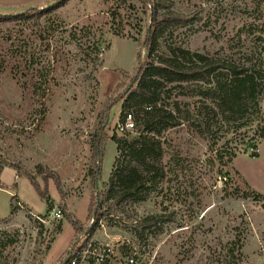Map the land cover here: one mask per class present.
Listing matches in <instances>:
<instances>
[{
    "label": "rangeland",
    "instance_id": "374dc122",
    "mask_svg": "<svg viewBox=\"0 0 264 264\" xmlns=\"http://www.w3.org/2000/svg\"><path fill=\"white\" fill-rule=\"evenodd\" d=\"M58 1L0 0V14ZM147 9L143 0H67L40 23L0 22V264H61L82 231L117 245V264L128 255L138 264H264V199L255 198L264 196V139L253 148L257 122L226 149L239 153L232 163L239 174L231 171L226 185L224 165L212 162L215 142L225 153V127L205 132L195 97L179 98L190 119L163 131L160 171L143 198L111 214L100 206L118 154L111 135L146 57ZM162 9L197 18L164 30L160 52L177 43L248 65L264 61V0H164ZM41 67H51L54 78L44 120L33 85ZM235 187L240 196H228ZM54 209L62 217L51 219ZM152 215L153 227H136ZM135 228L145 229L142 238Z\"/></svg>",
    "mask_w": 264,
    "mask_h": 264
},
{
    "label": "trees",
    "instance_id": "16d2710c",
    "mask_svg": "<svg viewBox=\"0 0 264 264\" xmlns=\"http://www.w3.org/2000/svg\"><path fill=\"white\" fill-rule=\"evenodd\" d=\"M66 2L67 0H59L54 5L19 14H0V22L33 19L40 23L43 16L60 8ZM143 3L148 8L147 11L153 13L152 18L149 15L151 29L147 30L144 40L147 52L145 60L138 69L140 75L135 87L125 93L120 121L124 122L127 114L132 113L135 127L127 132H114L111 135L117 144L118 154L100 205H107L108 214H111L118 204L134 203L137 197L143 198L142 193L149 184L151 176H158L159 163L165 153L163 131L190 119V109L183 111V101L179 99L182 96L197 98L196 110L198 115L202 116L200 124L205 132L214 134V128L218 124L225 127L227 136L225 138H228L225 142V153L223 148L217 149L218 143L215 142L212 149L216 157L214 156L212 162L216 163L218 159L224 165L223 177L226 185L233 180L231 171L239 174L232 167L234 159L239 154L238 149L233 147L226 150L228 145L237 141L238 133L252 125L254 121L257 122V130L252 137L256 138L253 148H258V142L264 139L262 63L264 61L260 60V63L248 65L229 57L223 58L192 51L177 43L166 45L167 52H160V34L172 26L193 22L197 18L196 14L186 15L175 10L162 11L164 0H143ZM255 14L257 19L262 18L263 12L260 6L255 9ZM136 40L140 42L139 37H136ZM33 63L31 59L30 64ZM51 71V67L49 69L41 67L37 69V76H33L36 79L33 85L41 92L38 93V97L41 99L40 103L44 111L42 120L45 118L47 93L54 82V78L50 77ZM119 87L121 85H118L117 89ZM244 153L247 151L244 150ZM251 156L256 157L258 153L252 152ZM34 185L43 197L39 187ZM227 195L240 196L239 187L227 191ZM16 197V195L12 196L11 215L17 211V207L13 204ZM255 198L264 199V196L255 194ZM98 218L96 216L94 220L97 221ZM71 222L76 224L73 219ZM135 222L136 227L142 225L143 228H151L156 224L157 216H146ZM135 230L142 238L145 229L138 231V228H135ZM88 235L92 236L89 232Z\"/></svg>",
    "mask_w": 264,
    "mask_h": 264
},
{
    "label": "built area",
    "instance_id": "2783aa9c",
    "mask_svg": "<svg viewBox=\"0 0 264 264\" xmlns=\"http://www.w3.org/2000/svg\"><path fill=\"white\" fill-rule=\"evenodd\" d=\"M135 127L132 113H128L124 122H119L117 129L124 133ZM21 205V203H18ZM38 220L44 221L41 217L36 216ZM62 213L58 209L50 212V218H60ZM99 226L104 228L103 221H99ZM118 247L112 241L105 242L94 236H89L88 231L79 234L67 252L66 262L64 264H117ZM123 264H138L134 256L128 255Z\"/></svg>",
    "mask_w": 264,
    "mask_h": 264
},
{
    "label": "water",
    "instance_id": "95a60500",
    "mask_svg": "<svg viewBox=\"0 0 264 264\" xmlns=\"http://www.w3.org/2000/svg\"><path fill=\"white\" fill-rule=\"evenodd\" d=\"M152 16H153V13H152V11H151V18H152ZM149 29H151V25H150ZM130 89H131V88L128 87L127 90L125 91V93H127ZM97 184H98V183H97ZM98 203H99V202H98ZM98 203H97V207H96V210H95L94 216H96V214H97ZM66 260H67V259H65L61 264H64V263L66 262Z\"/></svg>",
    "mask_w": 264,
    "mask_h": 264
}]
</instances>
